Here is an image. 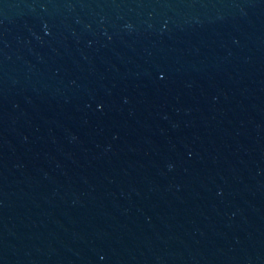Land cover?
<instances>
[{
    "label": "water",
    "instance_id": "1",
    "mask_svg": "<svg viewBox=\"0 0 264 264\" xmlns=\"http://www.w3.org/2000/svg\"><path fill=\"white\" fill-rule=\"evenodd\" d=\"M0 264H264V0H0Z\"/></svg>",
    "mask_w": 264,
    "mask_h": 264
}]
</instances>
